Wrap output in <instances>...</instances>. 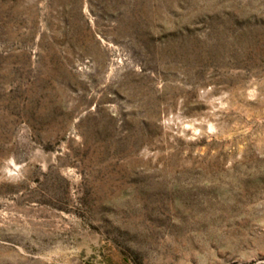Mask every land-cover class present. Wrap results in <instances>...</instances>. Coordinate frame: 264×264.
<instances>
[{
    "label": "rangeland",
    "instance_id": "374dc122",
    "mask_svg": "<svg viewBox=\"0 0 264 264\" xmlns=\"http://www.w3.org/2000/svg\"><path fill=\"white\" fill-rule=\"evenodd\" d=\"M0 264H264V0H0Z\"/></svg>",
    "mask_w": 264,
    "mask_h": 264
}]
</instances>
